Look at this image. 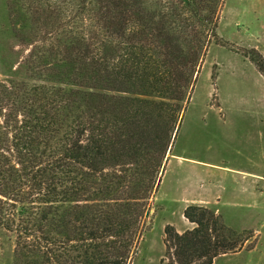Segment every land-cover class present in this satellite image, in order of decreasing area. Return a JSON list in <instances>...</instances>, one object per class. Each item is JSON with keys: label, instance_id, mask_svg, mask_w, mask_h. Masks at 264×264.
Here are the masks:
<instances>
[{"label": "trees", "instance_id": "obj_1", "mask_svg": "<svg viewBox=\"0 0 264 264\" xmlns=\"http://www.w3.org/2000/svg\"><path fill=\"white\" fill-rule=\"evenodd\" d=\"M5 3L15 57L0 80V233L12 264H130L222 0ZM183 216L191 230H164L168 264H213L252 238L202 207Z\"/></svg>", "mask_w": 264, "mask_h": 264}, {"label": "rangeland", "instance_id": "obj_2", "mask_svg": "<svg viewBox=\"0 0 264 264\" xmlns=\"http://www.w3.org/2000/svg\"><path fill=\"white\" fill-rule=\"evenodd\" d=\"M5 2L0 0L3 81L14 69L3 64L15 57ZM216 34L194 75L130 264H168L164 230H191L183 216L190 206L213 212L241 240L252 236L238 254L213 264H264V73L247 57L255 51L264 64V0H222ZM13 249V237L0 233V264H12Z\"/></svg>", "mask_w": 264, "mask_h": 264}, {"label": "crops", "instance_id": "obj_3", "mask_svg": "<svg viewBox=\"0 0 264 264\" xmlns=\"http://www.w3.org/2000/svg\"><path fill=\"white\" fill-rule=\"evenodd\" d=\"M238 254V253H237Z\"/></svg>", "mask_w": 264, "mask_h": 264}, {"label": "water", "instance_id": "obj_4", "mask_svg": "<svg viewBox=\"0 0 264 264\" xmlns=\"http://www.w3.org/2000/svg\"><path fill=\"white\" fill-rule=\"evenodd\" d=\"M174 138V137H173Z\"/></svg>", "mask_w": 264, "mask_h": 264}]
</instances>
